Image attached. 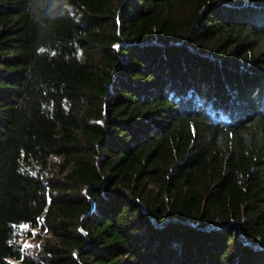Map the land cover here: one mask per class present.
<instances>
[{"label": "trees", "instance_id": "1", "mask_svg": "<svg viewBox=\"0 0 264 264\" xmlns=\"http://www.w3.org/2000/svg\"><path fill=\"white\" fill-rule=\"evenodd\" d=\"M0 264H264V0H0Z\"/></svg>", "mask_w": 264, "mask_h": 264}, {"label": "rangeland", "instance_id": "2", "mask_svg": "<svg viewBox=\"0 0 264 264\" xmlns=\"http://www.w3.org/2000/svg\"><path fill=\"white\" fill-rule=\"evenodd\" d=\"M35 229L34 228H28L26 226H22L20 228V242H21V246L23 249H30L32 250L34 248V240L32 238L33 235H29V232H31L32 234L35 233Z\"/></svg>", "mask_w": 264, "mask_h": 264}]
</instances>
